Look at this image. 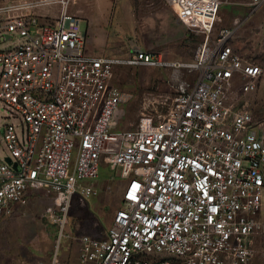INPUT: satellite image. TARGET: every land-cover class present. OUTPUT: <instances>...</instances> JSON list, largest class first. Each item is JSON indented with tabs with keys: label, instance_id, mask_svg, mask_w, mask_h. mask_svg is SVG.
Masks as SVG:
<instances>
[{
	"label": "built area",
	"instance_id": "built-area-1",
	"mask_svg": "<svg viewBox=\"0 0 264 264\" xmlns=\"http://www.w3.org/2000/svg\"><path fill=\"white\" fill-rule=\"evenodd\" d=\"M68 1L59 0L54 15L29 2L0 5L8 150L0 160V218L42 191L52 195L48 211L62 232L73 196L95 194L92 179L105 164L126 178L121 204L100 234L77 237L74 264H247L264 232V137L243 96L257 90L264 68L234 45V27L211 36L221 0H168L177 19L202 34L191 60L141 47L91 54ZM119 65L170 69L163 115L116 126L126 99L112 82ZM57 263V256L49 262Z\"/></svg>",
	"mask_w": 264,
	"mask_h": 264
},
{
	"label": "rangeland",
	"instance_id": "rangeland-1",
	"mask_svg": "<svg viewBox=\"0 0 264 264\" xmlns=\"http://www.w3.org/2000/svg\"><path fill=\"white\" fill-rule=\"evenodd\" d=\"M41 1L0 0V5L29 2L34 12L43 10L49 15L61 8L60 2L38 4ZM66 8L80 17L81 30L85 31L84 48L91 54L122 55L133 47H141L162 51L165 58L191 60L202 40L200 32L177 19L168 0H69ZM158 25L163 26L165 39L159 36ZM222 27H234V45L264 65V3L254 8L248 0H221L211 36ZM4 45L0 43L1 47ZM169 81L168 68L116 66L112 82L126 93L125 101L114 114L116 126L125 128L142 116L163 115L172 95ZM243 100L252 112L253 127L262 133L264 116L258 113L259 100L253 94L243 96ZM1 123L0 120V160L8 153L1 139ZM125 179L116 169L102 164L92 179L96 193L80 202L72 198L68 222L62 232L48 211L49 207L53 208L52 195L42 191L32 193L27 202L16 204L9 214L0 218V264H49L55 256L57 264H74L77 237L81 233L99 234L106 229L121 204Z\"/></svg>",
	"mask_w": 264,
	"mask_h": 264
},
{
	"label": "crops",
	"instance_id": "crops-1",
	"mask_svg": "<svg viewBox=\"0 0 264 264\" xmlns=\"http://www.w3.org/2000/svg\"><path fill=\"white\" fill-rule=\"evenodd\" d=\"M38 4L42 5V3H38ZM35 12L38 14H45L46 13V12H43V10L42 11L41 10H35ZM262 66L264 68V65H262ZM252 94L256 96L257 100H259V103H260V105L258 103V113L261 116H264V75L259 82L257 90ZM260 134L264 137V130ZM73 197H75L76 201L80 202V198L77 195H75ZM258 217L261 220V222L263 224V228H264V193H263L262 205H261V208L259 210ZM96 235H98V234H96ZM253 248H254V254L248 263L249 264H264V232L262 234H256V236L254 237Z\"/></svg>",
	"mask_w": 264,
	"mask_h": 264
},
{
	"label": "bare ground",
	"instance_id": "bare-ground-1",
	"mask_svg": "<svg viewBox=\"0 0 264 264\" xmlns=\"http://www.w3.org/2000/svg\"><path fill=\"white\" fill-rule=\"evenodd\" d=\"M59 0H42L41 2L39 3H42V4H46V3H49V2H58ZM37 4V3H36Z\"/></svg>",
	"mask_w": 264,
	"mask_h": 264
},
{
	"label": "water",
	"instance_id": "water-1",
	"mask_svg": "<svg viewBox=\"0 0 264 264\" xmlns=\"http://www.w3.org/2000/svg\"><path fill=\"white\" fill-rule=\"evenodd\" d=\"M5 159H6L7 161H9V158H8V157H5Z\"/></svg>",
	"mask_w": 264,
	"mask_h": 264
}]
</instances>
